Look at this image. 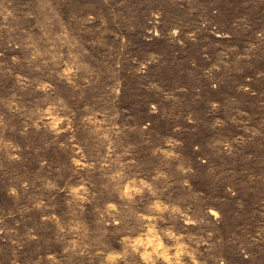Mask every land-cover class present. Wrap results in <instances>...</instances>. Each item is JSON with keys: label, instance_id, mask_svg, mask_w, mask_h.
<instances>
[{"label": "rangeland", "instance_id": "374dc122", "mask_svg": "<svg viewBox=\"0 0 264 264\" xmlns=\"http://www.w3.org/2000/svg\"><path fill=\"white\" fill-rule=\"evenodd\" d=\"M0 264H264V0H0Z\"/></svg>", "mask_w": 264, "mask_h": 264}]
</instances>
